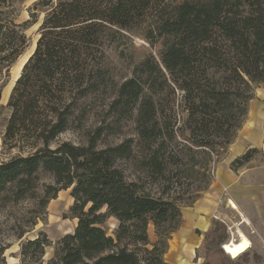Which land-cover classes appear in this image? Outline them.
<instances>
[{
    "label": "trees",
    "instance_id": "trees-1",
    "mask_svg": "<svg viewBox=\"0 0 264 264\" xmlns=\"http://www.w3.org/2000/svg\"><path fill=\"white\" fill-rule=\"evenodd\" d=\"M23 1L0 0V64L9 66L24 52L26 31L39 23L36 48L7 102L3 143L40 146L0 163V196L13 201L34 196L40 173L53 179L39 198L41 208L70 189L77 223L56 242L46 264H168L163 257L181 225V207L209 188L213 155L232 143L254 86L264 84V0H38L27 8L28 19L18 22L15 3ZM132 36L162 39L160 60L148 56L131 78L110 86L106 51ZM109 90V123L84 145L50 148L74 121L82 126L80 116L91 108L87 100ZM178 91L177 107L185 113L181 127L191 146L168 145L178 128L175 99L168 102L166 95ZM136 107L139 165L159 184L156 193L129 181L119 166L133 156L132 139L97 145L103 132L112 133ZM254 152L235 158L232 169L246 165ZM187 182L198 185L171 195L173 184ZM110 218L118 222L113 236L104 228ZM149 223L155 242L147 234ZM48 246L43 232L26 239L21 263L42 264Z\"/></svg>",
    "mask_w": 264,
    "mask_h": 264
},
{
    "label": "rangeland",
    "instance_id": "rangeland-1",
    "mask_svg": "<svg viewBox=\"0 0 264 264\" xmlns=\"http://www.w3.org/2000/svg\"><path fill=\"white\" fill-rule=\"evenodd\" d=\"M33 1L25 0L22 3H15L16 9H18V22L28 19L27 8L33 4ZM38 26L39 23L26 31L29 45L23 53L9 66L6 62L0 64V86H2L0 95V163L6 162L18 154L26 155L27 153H31L34 147L40 146L26 145L24 144L25 142H20L18 145H5L3 143V135L10 116L7 102L15 84V81L13 82L14 68L22 57L32 48L34 49L38 38L36 34ZM162 41V39H159L155 42H149L140 36H132L126 39L125 45L108 49L105 59L107 75L111 80H109L108 84L110 86L112 83L117 85L131 78L134 67L148 56H152L156 61H159L163 51ZM10 84H12V87L7 99L3 100L4 90ZM112 93L109 90L107 94L96 95L87 100L86 103L90 104L91 108L84 116L79 115L82 126L77 128V121H74L67 131L60 134L50 143V148L54 149L62 142H71L75 145L86 144L87 138L94 135L95 130L99 126H105L110 122L108 104L112 99ZM166 96L168 102L172 98L175 99L177 108V124L175 129L178 128L175 140L168 145L191 146L188 131L181 127L185 113L181 111L179 106L177 107L181 93L178 91L174 95L168 93ZM77 114L78 111L75 112V116ZM136 116L137 107L133 110L130 118L121 120L114 125L112 133L107 134L103 132L97 141V145L100 148L115 146L124 140L132 139L133 156L130 159L120 160L119 166L129 181H140L145 185L147 190L156 193L160 187L159 184L151 183L147 172L139 165V159L142 157V154L140 151L141 144L136 132ZM230 145H244L247 149H256V152L253 153L252 159L246 165L233 170L231 166L233 160L243 155L247 150L233 158L235 153L230 152ZM230 145L225 150H220L217 156L213 155V161L209 167L211 183L209 188L202 192L200 198H198V200H202L211 195L217 202L218 212L212 214L211 226L206 232L197 229L193 230V232L200 235L197 238L202 242L194 250V258L190 264H264V244L261 242L259 234L252 228L245 229L237 226L241 222L243 213L236 203L229 200L234 196L237 202L241 201L243 203L244 198L258 194L255 189H248L246 187L249 184L247 178L249 175H257V179H259L257 185L263 186L264 189V84L254 86L253 98L247 104V114ZM192 148L198 150L197 148ZM195 156L197 159H201L202 157L201 155ZM233 181H237L241 185V188L239 187L236 190L229 187L228 183L230 182L231 184ZM52 182L53 179L50 175L40 173L34 196L25 197L18 201L6 199L2 195L0 196V250H3L0 259L4 258V261L0 262V264H22L20 257L22 243L26 239L37 237L40 232L45 233L50 241V246L45 248L42 258V264H46L53 255L56 242L64 235L73 232L77 220L72 218L70 212L73 204L70 189L61 190L57 194V197L49 202L46 208H41L38 204L39 198L43 194L44 186ZM197 185V183L191 184L189 182L177 185L173 184L170 188V193L171 195H175L187 188L191 191ZM230 201L237 205L238 211L231 209L228 204ZM195 203L191 206L181 207L182 221L183 217H186L187 213L191 211L190 208H193ZM117 225L118 222L114 218L107 220L104 228L108 235L113 236ZM239 229L244 234L252 235L257 240L259 239L261 247L256 246V248L247 252V254H242L237 259H232L231 256L225 254L222 247L233 238L237 240L235 232ZM209 231L215 232L205 239V235ZM21 232L25 233L22 238H18ZM147 234L151 242L156 241L151 223L148 225Z\"/></svg>",
    "mask_w": 264,
    "mask_h": 264
},
{
    "label": "crops",
    "instance_id": "crops-1",
    "mask_svg": "<svg viewBox=\"0 0 264 264\" xmlns=\"http://www.w3.org/2000/svg\"><path fill=\"white\" fill-rule=\"evenodd\" d=\"M248 149L244 145H230L229 148L230 152L235 153L233 158ZM247 178L249 180V184L247 183L248 185L246 187L248 189H255L258 194L244 198L243 203L241 201H238V203L234 196H232L229 200L236 203L243 213L241 222H239L237 226L245 229L252 228L259 234L261 242L264 244V189L263 186L257 185L259 182L257 175H249ZM228 184L227 185L229 187L232 189L235 188L236 190L241 186L237 181H233L231 184L229 182ZM238 207L236 211H238ZM190 209L191 211L187 213L186 217H183V221L179 229L169 240L168 250L163 257L164 261L168 264H190L192 262L194 258V250L197 249L199 244L202 242L199 238H197L200 235L193 232V230L197 229L199 231L206 232L211 226L212 214L218 212L217 202L211 195L202 200H198L194 204V207ZM242 233L244 234V232ZM244 235L251 244L248 251L244 254H247V252H250L252 249L256 248V246L261 247L260 240H257L255 236H250L248 234Z\"/></svg>",
    "mask_w": 264,
    "mask_h": 264
},
{
    "label": "bare ground",
    "instance_id": "bare-ground-1",
    "mask_svg": "<svg viewBox=\"0 0 264 264\" xmlns=\"http://www.w3.org/2000/svg\"><path fill=\"white\" fill-rule=\"evenodd\" d=\"M32 51H33V48L24 57H22L19 60V62L17 63V65L15 66L14 72H13V82L19 77V73L22 69V66ZM11 87H12V84L8 85L7 88L4 90V95L2 97L3 100L7 99V96H8V93H9ZM228 204L232 209H235V210L237 209L236 205L233 202L230 201ZM236 238H237V240H235L233 238L230 241H228L226 244L223 245L222 249L226 255L231 256L237 252L241 253L240 249H241L244 241H246V243H248L249 247L251 246L247 237L240 230H237ZM249 247H248V249H249ZM248 249L245 250L242 254H244L246 251H248Z\"/></svg>",
    "mask_w": 264,
    "mask_h": 264
},
{
    "label": "water",
    "instance_id": "water-1",
    "mask_svg": "<svg viewBox=\"0 0 264 264\" xmlns=\"http://www.w3.org/2000/svg\"><path fill=\"white\" fill-rule=\"evenodd\" d=\"M36 1H38V0H34L33 3L36 2ZM38 38H39V36H38ZM38 38H37V40H38ZM37 40H36V42H37ZM36 42H35V47H34L32 53L28 56V58L26 59V61L24 62V64L27 62V60L29 59V57L33 54V52H34V50H35V48H36ZM24 64H23V66H24ZM23 66H22V68H23ZM21 74H22V69H21V71H20V73H19V77L21 76ZM19 77H18V78H19ZM18 78H17V79H18ZM17 79H16V80H17ZM16 80H15V82H16ZM248 247H249L248 243H246V241H244V242H243V245H242V247H241V249H240V250H241V251H240L241 253H238V252H237V253H234L233 255H231L232 259H237L240 255H242V253H243L245 250L248 249Z\"/></svg>",
    "mask_w": 264,
    "mask_h": 264
}]
</instances>
